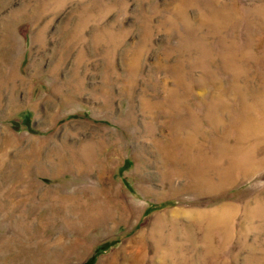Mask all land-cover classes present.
<instances>
[{"label":"rangeland","instance_id":"rangeland-1","mask_svg":"<svg viewBox=\"0 0 264 264\" xmlns=\"http://www.w3.org/2000/svg\"><path fill=\"white\" fill-rule=\"evenodd\" d=\"M263 133L264 0H0V264H264Z\"/></svg>","mask_w":264,"mask_h":264},{"label":"bare ground","instance_id":"bare-ground-1","mask_svg":"<svg viewBox=\"0 0 264 264\" xmlns=\"http://www.w3.org/2000/svg\"><path fill=\"white\" fill-rule=\"evenodd\" d=\"M262 135H264V133L262 134ZM238 149V148H237ZM242 149V148H241ZM248 154H250V153H248ZM251 156V155H250ZM209 217H211V219H216L217 217H218V215H217V213H216V210H214V211H211V214H210V216ZM211 225V224H210Z\"/></svg>","mask_w":264,"mask_h":264}]
</instances>
